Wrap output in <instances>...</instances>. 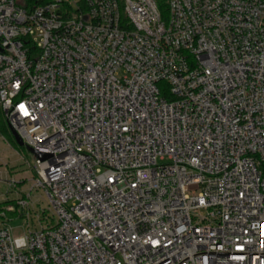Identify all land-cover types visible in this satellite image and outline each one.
Segmentation results:
<instances>
[{
	"label": "built area",
	"instance_id": "2783aa9c",
	"mask_svg": "<svg viewBox=\"0 0 264 264\" xmlns=\"http://www.w3.org/2000/svg\"><path fill=\"white\" fill-rule=\"evenodd\" d=\"M0 110V264H264V0H0Z\"/></svg>",
	"mask_w": 264,
	"mask_h": 264
},
{
	"label": "rangeland",
	"instance_id": "374dc122",
	"mask_svg": "<svg viewBox=\"0 0 264 264\" xmlns=\"http://www.w3.org/2000/svg\"><path fill=\"white\" fill-rule=\"evenodd\" d=\"M8 133H11L9 124L3 112L0 110V179H2L0 181V202L15 200L17 197L16 192L11 191L7 186L6 179H8V177L14 176L17 178L20 181V189L25 190V192L30 190L31 181L28 180V178H30L32 173L28 163H33L36 158V156L27 149L26 145H14L8 137ZM31 193V199L40 206L49 209L48 214L50 215L52 211L51 205L44 193L40 189H35ZM10 224L13 226V237L22 236L27 232V227L22 219H15L11 221ZM33 226L39 227L36 217H34L32 227Z\"/></svg>",
	"mask_w": 264,
	"mask_h": 264
},
{
	"label": "trees",
	"instance_id": "16d2710c",
	"mask_svg": "<svg viewBox=\"0 0 264 264\" xmlns=\"http://www.w3.org/2000/svg\"><path fill=\"white\" fill-rule=\"evenodd\" d=\"M167 1L168 0H155L158 8L160 9V11L162 12V15H166V12H167ZM8 137L10 138V140L12 141V143L16 146L17 143L13 140V136L11 133H8ZM9 203H15V200H10V201H2L0 202V210H2L3 208H5V206Z\"/></svg>",
	"mask_w": 264,
	"mask_h": 264
},
{
	"label": "water",
	"instance_id": "95a60500",
	"mask_svg": "<svg viewBox=\"0 0 264 264\" xmlns=\"http://www.w3.org/2000/svg\"><path fill=\"white\" fill-rule=\"evenodd\" d=\"M10 130H11V134L15 140V142L19 145V146H22V145H25L24 142L22 141V139L19 137V135L17 134V132L12 128L10 127ZM27 149L32 152L36 157H40V158H43L45 156V154L39 152L38 150L30 147V146H27Z\"/></svg>",
	"mask_w": 264,
	"mask_h": 264
}]
</instances>
